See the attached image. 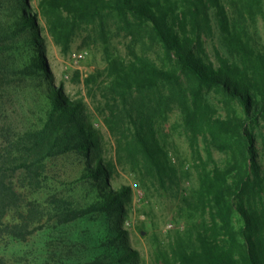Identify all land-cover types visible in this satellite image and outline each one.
Returning a JSON list of instances; mask_svg holds the SVG:
<instances>
[{"label": "trees", "instance_id": "16d2710c", "mask_svg": "<svg viewBox=\"0 0 264 264\" xmlns=\"http://www.w3.org/2000/svg\"><path fill=\"white\" fill-rule=\"evenodd\" d=\"M40 2L37 10L29 0H0V8L8 12L0 20V241L28 242L54 221L56 225L67 224L95 213L118 211L124 217V199L130 197L132 189L111 186L116 166L100 152V137L85 118L84 100L72 96L65 81L55 78L40 24L45 21L55 42L67 51L84 29L107 42V21L113 16L119 30L142 51L134 54L132 67L116 87L131 81L145 87L162 84L168 90L167 98L181 108L193 145L204 134L210 147L234 154L226 169L218 168L208 177L211 184L203 193L212 205L215 233L222 229L228 240L222 245L206 236L199 250L181 255L180 261L264 264V212L256 202L262 193V171L254 133V127L264 121V54L248 44L223 1ZM213 12L226 44L211 53L207 42L213 31ZM22 45L31 49L23 50ZM154 46L164 52L165 64L159 65L148 53ZM182 75L194 79L197 86H184ZM33 78L45 86L33 84ZM205 89L237 101L241 114L214 119L201 104ZM134 123L135 141L146 149L142 129L137 120ZM74 151L87 157L80 180L103 178L111 184L81 198L83 205L56 204L54 213L47 212L32 195L43 188L48 160ZM125 234L123 229L110 231L107 241L114 243ZM112 251L120 262L138 258V252L127 246H113ZM0 264L10 263L0 256Z\"/></svg>", "mask_w": 264, "mask_h": 264}, {"label": "rangeland", "instance_id": "374dc122", "mask_svg": "<svg viewBox=\"0 0 264 264\" xmlns=\"http://www.w3.org/2000/svg\"><path fill=\"white\" fill-rule=\"evenodd\" d=\"M40 1L29 3L38 10ZM222 1L248 44L264 54V0L261 4L258 0ZM7 14L0 8V20ZM40 24L55 78L63 79L67 91L86 103L84 115L98 131L100 152L104 159L114 162L116 170L112 184L103 178L80 180L87 161L85 154L74 151L58 155L48 160L43 188L32 197L47 212L54 213L56 204L78 207L84 204L81 198L109 184L114 188L130 186L132 191L124 199L123 218L115 211L91 214L67 224L56 225L54 221L28 242L0 241V256L10 264H182L179 257L199 250L206 236L223 245L228 236L222 229L215 233L212 205L203 193L211 184L208 177L233 161V151L210 147L204 134L193 145L181 108L167 98L168 90L162 84L145 87L131 81L116 87L115 83L132 67L134 54L142 51L119 30L113 16L107 21V42L84 29L67 51L55 42L45 21ZM212 26L207 42L211 53L226 44L214 12ZM22 46L23 50L31 49ZM148 53L159 65L165 64L160 48L154 46ZM30 81L45 86L36 78ZM182 82L187 87L197 86L186 75H182ZM201 104L214 119L241 114L237 101L215 90H202ZM134 120L142 129L146 149L135 141ZM254 133L262 171V193L256 202L264 212V121L254 127ZM236 222L239 228L241 224ZM120 229L125 230V237L108 243V233ZM113 246L136 250L138 258L120 262Z\"/></svg>", "mask_w": 264, "mask_h": 264}]
</instances>
